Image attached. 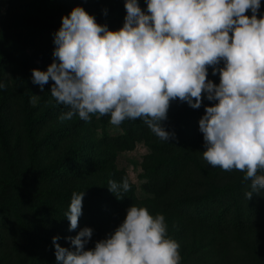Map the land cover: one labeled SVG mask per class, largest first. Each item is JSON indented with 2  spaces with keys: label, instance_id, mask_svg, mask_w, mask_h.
<instances>
[{
  "label": "clouds",
  "instance_id": "clouds-1",
  "mask_svg": "<svg viewBox=\"0 0 264 264\" xmlns=\"http://www.w3.org/2000/svg\"><path fill=\"white\" fill-rule=\"evenodd\" d=\"M261 0H124L126 15L118 30L99 24L82 6L62 16L53 33V61L46 70L32 69L31 80L68 107L59 119L109 115L119 126L142 118L161 140L171 100L199 108L204 159L224 170L238 169L251 181L248 200L264 189V13ZM251 9V15L246 10ZM105 14L107 10L105 9ZM231 33V35H230ZM223 61L222 67H215ZM219 72V83L207 79ZM6 85L0 81V89ZM36 95H34L35 97ZM195 98V99H193ZM258 170L259 173H258ZM114 194L129 181H109ZM84 191L73 192L65 216L77 228ZM93 229L83 227L65 237L53 236L57 264H180V244L167 235L163 214L132 204L119 226L86 249Z\"/></svg>",
  "mask_w": 264,
  "mask_h": 264
},
{
  "label": "rangeland",
  "instance_id": "rangeland-1",
  "mask_svg": "<svg viewBox=\"0 0 264 264\" xmlns=\"http://www.w3.org/2000/svg\"><path fill=\"white\" fill-rule=\"evenodd\" d=\"M46 0H0V35L7 37V21L13 15L22 22L46 20L62 21L64 15L70 13L73 7L63 6L46 9L43 5ZM140 6L146 10V0H138ZM109 5L124 6V0H99L93 6L84 8L86 12L93 15L102 11ZM250 12L251 9L246 10ZM257 13H264V0H261L260 9ZM23 23H20L22 27ZM231 35V33H230ZM12 47L7 43L6 51ZM36 47H29L25 50L16 51L12 61L7 63L2 71L0 81L4 82L10 91L9 108L5 113V134L8 141L15 147V154L12 158L7 156L0 149V181L7 179L6 167L9 162L15 163L20 168L28 166L31 153L28 148L24 130L23 103L24 96L28 97V103L36 108L37 112L46 108L63 105L58 104L51 95L50 87L54 83L51 79L44 85L43 90L32 83V69L46 70L41 61L32 57ZM1 53V49H0ZM223 66L220 61L215 67ZM212 67L208 66L207 79L213 83H219V72L212 74ZM34 95H36L34 97ZM195 99V98H193ZM216 101H209L203 98L199 108H192L186 101L179 98L169 103L167 118L162 121L165 130L174 133L169 139L176 136L175 132L181 126H197L204 114L205 105H212ZM65 106V105H64ZM54 111L51 119H44L36 127L37 136L52 137L51 144L32 154L34 160L40 165L49 164L62 156L64 150L69 147H76L79 139L89 137L98 140L102 136H113L121 132L119 126H113L109 121L102 124L98 120V114H90L91 119L86 121L83 131L78 134L59 135V129L79 117L73 115L70 119L61 120L62 113L68 111ZM192 113L189 119L184 113ZM149 140L137 142L129 150L116 152L115 165L124 170L127 177L135 187V197L127 205L124 214L116 221L110 223L95 222L92 216V209L88 203L85 193L93 180L90 179H68L66 182H34L24 188L27 191L46 192L44 201L35 210H30L19 204H10L0 214V264H31L33 260L56 261L54 246L46 245L37 240L35 235L24 239L22 229L27 227L30 230H49L58 234L75 236L83 227L93 229V235L86 249L93 248L95 242L105 239L119 226L126 216V210L132 205L146 207L150 214H163L167 224V235L175 239L179 244L181 256L180 264H264V229L253 227L245 231L237 232L232 228L225 231H214L208 225L199 222L193 211L192 205L182 203L186 197L200 196L213 192L215 189L224 186L231 187L236 194H239L238 207L234 209L235 214L242 215L244 199L240 197L251 187L250 179L242 180L241 170H224L219 166L210 165L203 157V151L192 157L194 160L182 159V151L175 148L164 151L155 147L162 140L152 131ZM168 139V140H169ZM157 160H168L176 164L177 178L171 188L162 197H155L146 193L142 184L146 181L147 166ZM260 170H258L259 173ZM94 179V178H93ZM264 190V189H263ZM84 191L82 198V214L78 218L77 228L69 230V220L65 216L73 192ZM215 207L213 202H209ZM91 209H88V208ZM216 212V209H213ZM58 217H64L59 220ZM229 217V216H228ZM63 247L74 246L61 245Z\"/></svg>",
  "mask_w": 264,
  "mask_h": 264
},
{
  "label": "trees",
  "instance_id": "trees-1",
  "mask_svg": "<svg viewBox=\"0 0 264 264\" xmlns=\"http://www.w3.org/2000/svg\"><path fill=\"white\" fill-rule=\"evenodd\" d=\"M99 0H46L43 3L46 9L77 5L87 8L98 3ZM143 7V6H140ZM107 10L106 14L104 10ZM142 10H144L142 8ZM248 11L246 14H249ZM261 13H257L259 18ZM126 9L124 6L109 5L102 11L96 12L93 16L99 24H107L109 30H118L124 23ZM62 21L46 20L42 22L28 21L22 22L21 19L13 17L7 21V37L0 35V79L4 66L12 61L16 51L25 50L29 47H36L32 57L44 66H48L53 59V33L59 29ZM22 24V27L20 26ZM12 47L6 51L7 43ZM10 91L7 86L0 89V149L10 158L15 154V147L8 141L5 134V113L9 108ZM68 107L64 105L46 108L37 112L36 108L28 103V97L24 96L23 114L24 130L28 148L31 153L29 164L25 168L18 167L15 163L9 162L6 170L8 177L0 181V214L10 204H19L30 210H35L40 203L44 201L46 192H34L24 190L26 186L34 182H66L68 179H90L93 180L88 187L85 197L88 203L93 207L92 216L95 222L110 223L119 219L125 212L127 205L135 197V187L129 180L124 170L115 165L116 152L120 150H129L142 140L150 139L151 130L144 123L142 118L125 119L119 125L121 132L113 136H102L98 140L82 137L76 147H69L62 153V156L55 161L40 166L32 157V154L48 147L51 144L52 137L37 136V125L42 120L51 119L54 111H65ZM194 111L184 113L186 119ZM194 113H198L195 111ZM203 114L201 113L200 116ZM109 115L98 116L100 123L105 124L109 121ZM86 121L77 117L69 124L59 129L61 134H78L83 131ZM176 136L172 140H162L155 145L156 148L169 151L180 148L181 158L194 160L193 155L201 153L204 148L203 134L197 126H181L175 132ZM192 153V154H191ZM146 181L142 184L143 190L155 197L164 196L171 188L177 178V166L174 162L168 160H157L145 168ZM240 177L245 180V172L241 171ZM94 178V179H93ZM123 179L129 181L130 187L127 191L122 188L116 193L108 189L109 181L121 183ZM251 191L247 188L243 195L244 211L242 215H237L234 209L238 207L239 194L229 186L215 189L213 192L186 197L182 203L192 205L196 219L208 225L214 231H225L232 228L234 231L241 232L253 227L264 229V190L254 192L248 200L246 193ZM209 202H213L215 207H211ZM88 209H91L90 207ZM216 209V212H213ZM229 216V217H228ZM59 220H66L64 217H58ZM35 235L37 240L50 246L53 236H59L57 241L60 245H70L66 240L67 234H58L49 230L33 229L27 227L22 229L24 239H29ZM31 264H57L53 260H33Z\"/></svg>",
  "mask_w": 264,
  "mask_h": 264
}]
</instances>
